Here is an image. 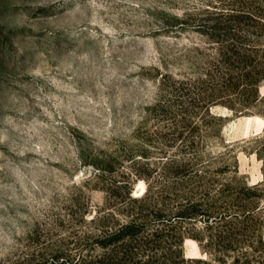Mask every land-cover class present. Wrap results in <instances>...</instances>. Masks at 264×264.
Segmentation results:
<instances>
[{
	"label": "rangeland",
	"instance_id": "obj_1",
	"mask_svg": "<svg viewBox=\"0 0 264 264\" xmlns=\"http://www.w3.org/2000/svg\"><path fill=\"white\" fill-rule=\"evenodd\" d=\"M128 246L264 264V0H0V264Z\"/></svg>",
	"mask_w": 264,
	"mask_h": 264
},
{
	"label": "trees",
	"instance_id": "obj_2",
	"mask_svg": "<svg viewBox=\"0 0 264 264\" xmlns=\"http://www.w3.org/2000/svg\"><path fill=\"white\" fill-rule=\"evenodd\" d=\"M227 15H231V14H227ZM183 214L191 215L194 214V212L187 210ZM139 226L140 223L136 219H129L126 222L121 223L120 226L115 231L106 233V235H104L102 238H99L98 242L101 245V247H107L110 244L119 243V242H120L119 244H123L124 242L128 241V239L132 237V235L138 232ZM132 252H133L132 248L128 246V248L125 250H121V251L116 250V252H114L113 254L111 253L109 259H111L112 261H117L116 264H134V260H132L133 259ZM53 260L57 262L56 264H71L72 262V261L70 262L69 257L63 252L54 254ZM82 261H84V259H82ZM151 261L152 260L148 258L141 264H151Z\"/></svg>",
	"mask_w": 264,
	"mask_h": 264
}]
</instances>
